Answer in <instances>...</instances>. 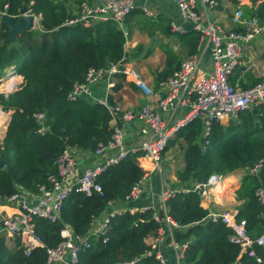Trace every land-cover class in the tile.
<instances>
[{
  "label": "trees",
  "instance_id": "1",
  "mask_svg": "<svg viewBox=\"0 0 264 264\" xmlns=\"http://www.w3.org/2000/svg\"><path fill=\"white\" fill-rule=\"evenodd\" d=\"M82 1L78 0V6ZM22 8L40 16L38 29L25 31L9 43L5 41L7 26L0 24V78L10 66H15L22 77L16 92L7 98L0 95V106L12 111L0 145V160L5 162V167L0 169V201L13 195L18 188L36 193L39 186L46 185L48 175L54 172L53 161L65 144L91 154L99 142L108 140L111 133L108 111L86 99L70 103L66 96L74 84L84 81L89 68L106 67L120 60L123 54L124 38L112 21L97 22L91 28L63 26L64 21L75 13L68 11L64 0H0V18L7 15L17 22ZM245 16H257L264 21V5H258L255 12L245 9ZM165 34L171 35L168 25ZM174 36L186 57L195 54L198 34L187 31ZM165 55L158 81L172 75L181 62L172 50L166 51ZM117 79L114 90H118L123 82L121 76ZM251 80L245 87L257 82L254 78ZM109 102L113 103L111 97ZM35 113L45 115L48 130L44 134L37 133L39 125L33 118ZM207 141L208 146L203 152L202 123L198 119L174 133L165 152L180 145L182 167L173 175L176 182L169 186L166 177L171 174L170 167L164 164L162 179L165 185L177 190L189 188L199 180L205 182L213 174L230 175L264 160V105L241 112L237 120L226 125L214 122ZM144 174L145 170L132 157L109 167L96 179L102 195L72 192L56 222L33 221L35 234L45 248H35L26 256L19 238L13 240L10 248L6 239L0 237V264H45L46 249L62 242V229L69 228L77 236L86 235L92 218L101 215L109 201L128 209L148 205H153V209L126 211L112 218L104 235L106 242L103 243V237L92 238L90 247L79 252L77 264L131 261L134 264H161L156 251L146 240L157 237L161 228V224L152 219L153 214L156 212L162 217L164 213L158 210L156 199L139 207L135 203L141 200L125 201L132 186ZM152 176V185L158 188L159 179ZM261 186H264V167L257 175L243 176L235 192V199L242 202L236 218L245 220L251 237L264 233L261 220L264 206L255 197V191ZM200 201L196 192H179L165 201L166 215L178 228L172 231V238L167 233L164 235L158 251L163 247L171 248L173 241L177 246L187 244L178 264H232L239 255L238 245L231 242L232 231L220 222H212L208 218L209 211L201 207ZM255 253L259 263L246 256L244 261L264 264V248L256 247Z\"/></svg>",
  "mask_w": 264,
  "mask_h": 264
},
{
  "label": "built area",
  "instance_id": "2",
  "mask_svg": "<svg viewBox=\"0 0 264 264\" xmlns=\"http://www.w3.org/2000/svg\"><path fill=\"white\" fill-rule=\"evenodd\" d=\"M138 1L83 0L73 16L64 21L63 26L82 28H91L97 22L112 21L122 32L124 44L120 60L103 68H89L84 81L74 84L66 96L70 103L86 99L103 106L111 117V133L108 140L99 142L91 154L65 144L53 161L54 172L48 175L46 185L39 186L36 193L18 188L13 195L0 201V237L12 241L19 238L26 256L35 248H45L35 234L33 221L42 219L56 222L65 200L72 192L84 193L86 196L93 192L102 195L101 186L96 183V179L109 167L132 157L145 170V174L132 186L125 201L129 203L140 200L151 189L150 177H158V193L155 199L158 210L164 215L160 217L155 212L152 219L161 224L158 236L162 241L166 233L172 238V231L178 228L166 215L165 201L179 192H196L200 195L201 207L209 211L208 218L214 223L224 224L232 231L231 242L239 247V255L232 264H247L244 256L259 263L255 248H264V233L251 237L245 220L236 218L237 209L219 210L213 206H221L223 200L235 197L241 178L245 175H257L264 167V160L245 166L230 175L213 174L205 182L178 190L164 184L162 170L164 164L166 165L163 160L165 149L179 128L196 119L200 120L201 148L204 152L214 122L226 125L231 120H237L241 112L264 105V68H259L250 57L243 60V54L251 50L255 40L264 38V21L257 16L246 17L243 7L247 6L250 11L255 12L258 5H264V0H231L235 2V9L230 17V28L220 25L211 16L220 7L221 0H169L175 5L182 22H170V32L183 35L188 30L183 25L186 24L190 31L198 34L199 40L195 54L183 59L178 69L159 81L155 87L148 84L129 58L134 43L129 41L126 21L137 8ZM32 4L33 2L30 3ZM140 9L145 17L156 18L147 6ZM24 16L33 17L34 27L39 25L40 16L32 14L31 10L26 9ZM206 54L209 55L210 66L202 69V60ZM236 71L239 74L232 83L231 79ZM246 74H255L257 82L245 87ZM117 76L123 78V83L138 89L143 100L138 110H129L109 102ZM14 78H19V81L11 83L7 88L8 81ZM21 83L22 77L17 74L15 66L8 67L0 78V95L9 97L19 89ZM100 85L104 86V93L98 97L95 89L100 88ZM11 114V110L0 106V145ZM33 118L39 125L37 133L44 134L48 130L44 113H35ZM81 161H87L89 165L83 168ZM223 185L224 188L221 189ZM255 197L264 206V186L255 191ZM149 209H153V205L128 209L109 201L106 210L92 218L86 235L77 236L69 228L62 229V242L54 248L46 249L45 264H77L79 252L90 247L92 238L103 237V243L106 242L104 235L112 218L126 211L145 212ZM261 220L264 222V214L261 215ZM170 247L175 252L178 264L187 244L177 246L171 241ZM151 249L156 251V258L161 264H168L162 253L156 250V245L151 246ZM119 264H134V261Z\"/></svg>",
  "mask_w": 264,
  "mask_h": 264
},
{
  "label": "crops",
  "instance_id": "3",
  "mask_svg": "<svg viewBox=\"0 0 264 264\" xmlns=\"http://www.w3.org/2000/svg\"><path fill=\"white\" fill-rule=\"evenodd\" d=\"M143 6H147L150 10H152V12L156 15L155 18V24L153 25V29H157L155 31V34L157 35L160 31L164 32L165 34V29L167 27V25L170 22H176V23H182L180 18H179V14L178 11L175 7L174 4H172L171 2H169V0H139L137 3V8H135L133 10V12L131 13V15L127 18L126 21V28H128L129 31V41L134 43V47L130 50V61L131 64L142 74L143 78L148 82V84L152 87H155L157 85V83L160 81L157 80V75L159 74L160 71H162V69L164 68L165 65V58H166V51L172 50L175 53L176 47H171L170 49V45L168 43V38L164 37L163 35L159 36V38H163V42H162V46L163 50L159 51V54L152 53V56H154L155 58H157L158 56H160L161 53V62L160 63H154L152 57H148V58H144V52L140 51L139 49V45H141L143 42L141 40L142 37V33L144 32V29L142 26H140L138 24L139 19H137L138 14L142 13L141 11V7ZM235 9V2L231 1V0H221V5L220 7L212 12V18L219 23L222 26H226L227 28L231 27L230 24V17L233 13ZM245 9L250 10L247 6L243 7L244 13H245ZM166 21V26L165 28L162 27L163 25V21ZM186 28H188L187 31H190L189 26L186 24H183ZM132 26H135L134 30L135 32H133L134 34L131 35L130 29L132 28ZM164 29V30H163ZM147 30H145L146 32ZM149 31V29H148ZM147 31V32H148ZM166 35V34H165ZM166 36H170V35H166ZM170 42V40H169ZM255 46V49H254ZM256 46L257 45H253L251 47V50H249L248 52H245L243 54V60H247L249 57L253 59V61L258 65L259 68H264V47L259 48L256 50ZM162 49V47H161ZM160 50V49H158ZM140 51V52H139ZM255 51V52H254ZM202 69H208L210 66V62H209V55L206 54L202 60ZM239 72L236 71L235 72V76L231 79L232 80H236V77L238 76ZM244 78L246 79V82L252 78L257 79L255 74H246L244 76ZM252 81V80H251ZM118 82V79L115 81L116 84ZM232 82V83H234ZM115 84V85H116ZM248 83H246L247 85ZM244 85V86H246ZM121 87L118 90H112V95L110 96L113 100L114 103H117L119 105H121L123 108L129 109V110H138V108L140 107V105L143 103V100L140 96V93L138 91V89H136L134 86L132 85H128L127 83H121L120 85ZM104 86L100 85V88L95 89V95L100 97L103 95L104 93ZM81 166L87 167L89 165V162L87 161H81ZM153 176L150 177V181H153ZM171 182L169 184V186L171 184H174V182H176V178L171 175L170 176ZM151 181V182H152ZM151 186V191L147 190V193H145L139 201L135 203L136 207H139L143 204H147L148 202H150V199H152L153 201H155L156 195L158 193V188L156 186ZM168 186V185H167ZM232 200H234L233 204H228L231 207H240L242 205L241 201H237L234 199V197H232ZM213 208L215 209V205L213 206ZM6 243L8 245V247H13V241L12 240H6ZM146 243L150 246H154L156 245V250H158L159 246H161L162 244V240L161 238L157 235V237H150L146 240ZM160 252H163L165 254V258L167 260L168 264H176V260H175V252L171 249V248H167V247H163Z\"/></svg>",
  "mask_w": 264,
  "mask_h": 264
},
{
  "label": "rangeland",
  "instance_id": "4",
  "mask_svg": "<svg viewBox=\"0 0 264 264\" xmlns=\"http://www.w3.org/2000/svg\"><path fill=\"white\" fill-rule=\"evenodd\" d=\"M77 2H78V0H64V4H65L66 8L68 9V11H71V12H76V10L78 8ZM137 19H139L138 24L140 26H142L144 29V32L142 33V37H141V40L143 43L141 45H139V49H140V51L144 52V54H145L144 58L145 59L148 57H152L154 63H160L161 62L160 61L161 60V53H160V56H158L157 58L152 56V53L156 52L157 54H159V51H162L163 47H165V46H162V42L164 39L159 38V36H161V35L168 38V43L170 44L168 46H170V49L172 46L176 47L175 53L180 57L181 61L186 58V53H185L184 49L180 47L178 40L175 38L174 34H172L170 32L171 35L166 36L164 34V32L160 31L156 35L155 31L157 29H153V25L156 22L155 19L147 18L143 15V13L138 14ZM166 25H167L166 21L164 20L162 27L165 28ZM134 27L135 26H132V28L130 29L131 35L134 34L133 32H135ZM35 29H38V25L35 26ZM148 29H149V31H148ZM127 30H128V28H127ZM145 30H147L148 32L147 31L145 32ZM169 40H170V42H169ZM253 45H257L256 50L261 48V47L263 48L264 47V38H260V39L255 40ZM161 47H162V49H161ZM158 49H160V50H158ZM254 49H255V46H254ZM163 160L166 162V164H169L170 173H171V174L167 175L166 181L171 182L170 176L174 175V173L182 167V147L180 145L173 146L171 149H169L167 152H165L163 154ZM234 199H235V197H234ZM222 202H223V204L221 206L216 205L215 208L219 209V210H226V209H229V210L237 209L238 210L239 209V207H231L228 205V204L234 203V200H232V198L225 199Z\"/></svg>",
  "mask_w": 264,
  "mask_h": 264
},
{
  "label": "water",
  "instance_id": "5",
  "mask_svg": "<svg viewBox=\"0 0 264 264\" xmlns=\"http://www.w3.org/2000/svg\"><path fill=\"white\" fill-rule=\"evenodd\" d=\"M26 8H22L19 12L20 17L17 22H13L11 17L7 15H2L0 18V24L6 25L8 29V36L5 41L11 43L13 40L17 39L19 35L25 31L34 30L33 17H26ZM5 167V162L0 160V169ZM198 184L202 183L201 180L197 181Z\"/></svg>",
  "mask_w": 264,
  "mask_h": 264
},
{
  "label": "bare ground",
  "instance_id": "6",
  "mask_svg": "<svg viewBox=\"0 0 264 264\" xmlns=\"http://www.w3.org/2000/svg\"><path fill=\"white\" fill-rule=\"evenodd\" d=\"M18 81H19V78H14V79H12L10 82L8 81V83L6 84V87L9 88V87L11 86V85H10L11 83H13V82H18ZM229 182H232V181H229ZM222 188H224V185L221 187V189H222ZM221 189H220V190H221Z\"/></svg>",
  "mask_w": 264,
  "mask_h": 264
}]
</instances>
